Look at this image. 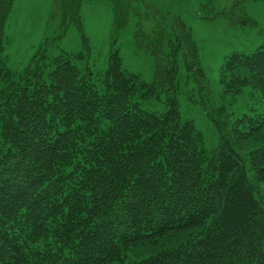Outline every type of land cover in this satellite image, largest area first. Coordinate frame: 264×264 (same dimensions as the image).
<instances>
[{
	"label": "trees",
	"instance_id": "16d2710c",
	"mask_svg": "<svg viewBox=\"0 0 264 264\" xmlns=\"http://www.w3.org/2000/svg\"><path fill=\"white\" fill-rule=\"evenodd\" d=\"M116 1V23L139 10L131 0L117 13ZM14 2L0 0V264H264V141L244 149L263 137L264 109L208 112L220 142L206 149L177 98L181 60L188 81L206 85L183 19L147 8L156 29L135 42L156 60L154 83L125 71L115 50L100 91L79 66L84 52L40 48L19 75L5 64ZM241 10L238 1L220 15L256 24ZM220 82L264 102V46L229 56ZM163 94L165 112L142 108ZM177 232L188 234L158 246ZM146 245L159 248L136 252Z\"/></svg>",
	"mask_w": 264,
	"mask_h": 264
},
{
	"label": "rangeland",
	"instance_id": "374dc122",
	"mask_svg": "<svg viewBox=\"0 0 264 264\" xmlns=\"http://www.w3.org/2000/svg\"><path fill=\"white\" fill-rule=\"evenodd\" d=\"M242 1V13L256 24H230L220 15L230 10L234 3ZM118 12L124 4L139 9L132 12L124 9L116 23L111 0H15L5 28V64L16 74L22 73L40 48H45L49 57L61 53L84 52L79 66L92 72L93 82L101 91L108 70L110 55L118 50L125 71L138 74L143 81L153 84L156 78V60L140 52L136 47L135 34L141 29L151 37L155 28L153 18H147V8L152 13L172 12L179 15L191 29L197 44L201 67L206 75L203 89L194 78L189 81L183 61H180V87L177 92L179 109L183 120L194 121L203 133L204 146L214 149L220 142L219 133L208 112L225 106L235 118L262 112V99L252 97L246 87L240 94L226 93L221 85V68L234 52L250 53L264 46V0H117ZM82 6H81V5ZM126 4V5H127ZM148 5L149 7H146ZM132 6V5H131ZM146 7V8H145ZM81 9V11H79ZM158 9L160 11H158ZM132 13V14H130ZM133 13H142L133 15ZM119 17V14H118ZM242 18V17H241ZM88 39L87 52L84 40ZM168 50V48L166 49ZM85 71V70H84ZM142 108L150 112H165L168 109L165 94L161 99L145 101ZM261 139L244 145L255 147ZM188 233L177 232L164 237L157 244L160 248L174 245ZM159 247L146 245L137 247V253L156 251ZM145 256V255H144ZM131 258H136L131 256Z\"/></svg>",
	"mask_w": 264,
	"mask_h": 264
}]
</instances>
